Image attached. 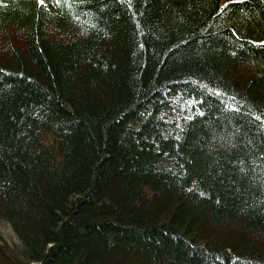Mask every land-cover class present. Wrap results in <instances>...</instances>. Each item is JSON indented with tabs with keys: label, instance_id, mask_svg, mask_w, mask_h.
Returning a JSON list of instances; mask_svg holds the SVG:
<instances>
[{
	"label": "trees",
	"instance_id": "16d2710c",
	"mask_svg": "<svg viewBox=\"0 0 264 264\" xmlns=\"http://www.w3.org/2000/svg\"><path fill=\"white\" fill-rule=\"evenodd\" d=\"M0 264H264V0H0Z\"/></svg>",
	"mask_w": 264,
	"mask_h": 264
},
{
	"label": "rangeland",
	"instance_id": "374dc122",
	"mask_svg": "<svg viewBox=\"0 0 264 264\" xmlns=\"http://www.w3.org/2000/svg\"><path fill=\"white\" fill-rule=\"evenodd\" d=\"M48 3H49V0H43V2H42V4H47V5H48ZM1 232H2L4 239H6V240L8 239V240L13 241V242L18 241L16 233L11 229V227L5 221H0V233Z\"/></svg>",
	"mask_w": 264,
	"mask_h": 264
},
{
	"label": "snow or ice",
	"instance_id": "6c2138e0",
	"mask_svg": "<svg viewBox=\"0 0 264 264\" xmlns=\"http://www.w3.org/2000/svg\"><path fill=\"white\" fill-rule=\"evenodd\" d=\"M39 2H40V3H42V2H43V0H39Z\"/></svg>",
	"mask_w": 264,
	"mask_h": 264
}]
</instances>
